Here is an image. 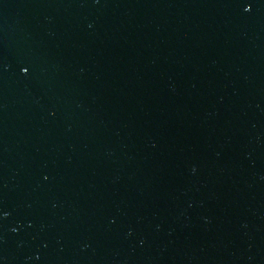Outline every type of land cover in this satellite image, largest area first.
I'll use <instances>...</instances> for the list:
<instances>
[{
	"label": "water",
	"instance_id": "1",
	"mask_svg": "<svg viewBox=\"0 0 264 264\" xmlns=\"http://www.w3.org/2000/svg\"><path fill=\"white\" fill-rule=\"evenodd\" d=\"M0 264H264V0H0Z\"/></svg>",
	"mask_w": 264,
	"mask_h": 264
}]
</instances>
